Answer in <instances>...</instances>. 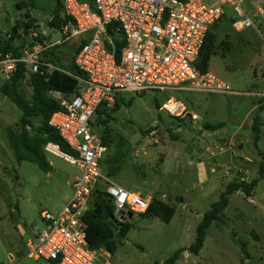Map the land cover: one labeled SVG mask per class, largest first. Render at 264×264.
<instances>
[{"label":"rangeland","instance_id":"1","mask_svg":"<svg viewBox=\"0 0 264 264\" xmlns=\"http://www.w3.org/2000/svg\"><path fill=\"white\" fill-rule=\"evenodd\" d=\"M59 2L62 4L64 0H0V46L10 39L18 23L35 26L27 32L23 27L18 31L17 41L25 52L41 45L38 40L41 36L47 44L57 45L47 51L48 55L47 52L40 55V71L45 75L51 72L45 64L52 61L55 66L70 71L81 46L77 39L58 45L63 39L60 28L54 29L49 23ZM243 6L249 14L256 13L249 0H243ZM60 16L64 19L63 10ZM236 20L229 10L212 29L216 40L208 73L237 94L125 93L116 113L97 114L93 118L95 132L107 140L109 151L105 160L114 157L119 148L127 154L117 174L109 178L129 191L140 192L148 201L151 197L161 200L167 194L166 202L176 210L169 224L138 214L126 220L132 225L126 238L116 236L110 244L111 250L103 249L111 253L110 264H164L180 249L186 251L175 264H264V174L260 172L264 166V40L254 28L237 31L233 26ZM256 25L262 29L259 18ZM201 61L202 58L199 64ZM24 88L31 98L33 90L29 83ZM171 96L186 103L187 118L175 119L160 110ZM22 116L10 99L0 95V264H50L27 258V244L43 229L42 213L57 215L73 197V182L82 175V170L51 153H46L51 166L49 172L34 163L17 164L8 129L17 128ZM256 119L261 130L257 142L252 126ZM38 122L39 118L35 119V124ZM210 124L222 125L220 130L225 132L221 138L227 143L220 146L219 141L212 139L211 145L210 138L202 136ZM232 130L236 131L233 143L229 137ZM204 143L211 148L208 154L215 157L228 160L233 150L238 154L235 163L241 165L243 172L235 169L231 172L233 177L223 183L242 181L243 177L249 182L261 176L262 180L252 196L247 197L241 191L230 196L223 221L211 225L203 249L193 255L189 248L195 243L202 214L210 210L223 192L212 182L205 187L195 179L197 161L194 166L190 161L194 150L202 148ZM175 151L180 153V168L174 161ZM219 163L228 166L222 159ZM108 172L104 161L103 173L108 175ZM225 172L222 169L218 175ZM189 196L192 199L184 206L181 199ZM18 252L21 253L17 255ZM104 261L102 257L96 263L104 264Z\"/></svg>","mask_w":264,"mask_h":264},{"label":"built area","instance_id":"2","mask_svg":"<svg viewBox=\"0 0 264 264\" xmlns=\"http://www.w3.org/2000/svg\"><path fill=\"white\" fill-rule=\"evenodd\" d=\"M249 1L255 14L245 10L243 0H64L60 24L63 39L58 45L72 39L80 42L82 47L74 64L85 78L45 64L50 71L77 79L79 86L71 95L51 93L61 110L52 115L49 126L74 155L63 153L51 142L44 150L78 165L82 175L74 179V195L60 213H42L43 229L28 242L27 258L55 264H97L103 257L104 264H110L111 253L91 246L93 240L85 219L92 208L94 191L107 194L119 222H125L129 213L145 214L150 201L103 173L109 148L102 135L95 132L93 118L99 112L110 113L125 93L237 94L212 74L201 73L196 64L208 33L229 10L236 16L233 26L237 31L254 28L264 40V0ZM257 18L262 29L257 28ZM54 46L38 45L21 59L6 55L0 60L3 83L11 80L18 63L25 64L30 73H38L40 55ZM160 110L175 119H185L189 114L186 103L174 96Z\"/></svg>","mask_w":264,"mask_h":264},{"label":"trees","instance_id":"3","mask_svg":"<svg viewBox=\"0 0 264 264\" xmlns=\"http://www.w3.org/2000/svg\"><path fill=\"white\" fill-rule=\"evenodd\" d=\"M61 10H63V4L59 2L57 11L54 13L53 19L49 23L54 29H59L60 23L63 22L60 16ZM224 17H226V15L223 16L222 19ZM216 25L217 23L213 28ZM22 27L24 31L27 32L28 29L35 26H33L32 23H18L11 31L10 39L0 46V60L9 54L16 59H21L24 56L25 51L17 41L20 39L18 31ZM212 29L208 33L200 53L199 60L202 58V61L199 64L198 60L196 64L198 70L204 74L208 73L211 57L214 52L213 49L216 38L211 33ZM38 40L44 44L42 36ZM81 47L82 45L80 48ZM48 53L49 52L46 54L48 55ZM51 64L54 65L53 61ZM70 72L76 77L85 78V75L76 68L75 64L71 67ZM26 82L29 83L33 90L31 98H28L24 88ZM78 86L79 82L77 79L61 71H51L47 75L42 73V71L30 73L23 63L17 64L16 71L10 81L0 85V95L10 99L23 113L20 122L17 124V128L8 129L9 143L17 164L21 165L23 162H30L37 164L41 170L49 172L51 166L46 159L44 147L50 142L59 145L63 153L74 155L73 151L62 140L58 132L49 126V121L55 112L61 110L60 105L51 98V93L53 91H58L66 95H71L76 92ZM122 101V96L118 97L116 105L111 111L112 113H116L119 110ZM101 114L102 113L99 112V115ZM37 118H39V122L35 124V119ZM108 118H112L111 115H109ZM252 126L256 135L255 142H257L261 132L258 119L255 120ZM221 127L222 125L214 127H212V125H206V128L210 130H217ZM103 143L107 145V140L104 139ZM126 157L127 154L119 148L114 157L105 160L106 165L109 167L108 177H113L117 174ZM260 172L264 174L263 165L261 166ZM261 180L262 176L250 183L246 181H236L227 185L219 200L213 203L210 210L203 215L202 221L197 227L195 243L189 248L191 254L198 255L201 252L211 225L214 222L223 221L224 211L229 206L230 196L239 191L243 192L247 197L252 196ZM92 199V208L85 218L90 227V235L93 240L91 241V246L98 250H111L110 244L113 239L116 236L125 239L132 225L127 221L119 222L115 218V206L106 193L97 189L94 191ZM175 214L176 210L174 207L157 197H153L151 198L148 211L141 216L158 218L162 222L169 224ZM185 251L186 250L183 249L178 250L164 264H175ZM50 264L55 263L51 262Z\"/></svg>","mask_w":264,"mask_h":264},{"label":"crops","instance_id":"4","mask_svg":"<svg viewBox=\"0 0 264 264\" xmlns=\"http://www.w3.org/2000/svg\"><path fill=\"white\" fill-rule=\"evenodd\" d=\"M43 40H44V43L47 44L45 37L43 38ZM210 125H212V124H210ZM206 129H207L205 131L206 133L205 134L202 133V136L209 137L210 139H209L208 142L210 144L212 143V139H216L217 141H219L218 144H221L220 146H222V144L227 143V141H223V139L221 138V135L225 132L224 130L217 129V130H214V132H212V130H210L208 128H206ZM208 132H210V133H208ZM235 132H236L235 130H232L231 135L229 136L232 139L231 140L232 143H233V141L236 140L235 139V135H234ZM232 143H231V145H232ZM204 148H206V149L209 148V150L207 151ZM215 149H217V147H215ZM209 151H211V148L206 143H204V146L202 148H200L199 150H194V152H193V155H194L193 157L194 158H193L192 161H190V165L191 164L193 165L195 163V161H197V166L195 167V170H194L195 179L197 181V184H199L201 186H205V187H206L207 184H208L207 187H209L210 182H212L213 184H215L217 186L218 189H220V191L223 190V192H224L226 187H227V185L230 184V182L228 181L227 183H225V182L223 183V181L225 179H227V178H232L233 177V175H231L232 174L231 172L234 171L235 169L239 173L243 172V169H242L241 165L238 164V163H235L236 162L235 158L236 159L238 158V154L236 155L234 153L236 151L233 150L231 155L230 154L228 155V158H227L228 160H225V157H218V156L215 157L213 154H208ZM175 152H177V156L175 157L174 161L177 163L176 164L177 167L180 168V164H181L180 163V153L178 151H175ZM166 159L169 160L170 157L167 155ZM221 159H222V162L226 161L228 166H226L225 164L221 165L219 163V161ZM246 160L249 161L248 158ZM237 161H238V159H237ZM222 169H226L225 175L219 176L218 173L220 171H222ZM242 181H246V182L250 183L249 180L246 177L245 178L243 177ZM231 183H233V182H231ZM215 185H213V187ZM137 191H140V190H137ZM223 192L221 193V195L223 194ZM135 193H137V192H135ZM138 193L140 194V192H138ZM201 193L203 194L204 191H201ZM166 197H167V194H163L161 200L168 204V202H166V200H165ZM191 199H192V196H189V198L183 197L181 199L182 204L184 206L188 205L187 202L189 200H191ZM202 217H203V214H202ZM20 253L21 252H18L17 255H19Z\"/></svg>","mask_w":264,"mask_h":264},{"label":"water","instance_id":"5","mask_svg":"<svg viewBox=\"0 0 264 264\" xmlns=\"http://www.w3.org/2000/svg\"><path fill=\"white\" fill-rule=\"evenodd\" d=\"M43 38H44V37H43ZM189 123H190V121H189ZM133 216H134L133 213H129V214L127 215V217L124 219V221L132 219Z\"/></svg>","mask_w":264,"mask_h":264}]
</instances>
